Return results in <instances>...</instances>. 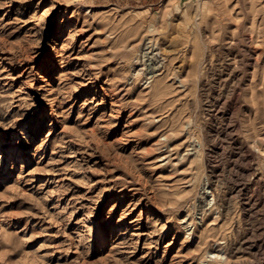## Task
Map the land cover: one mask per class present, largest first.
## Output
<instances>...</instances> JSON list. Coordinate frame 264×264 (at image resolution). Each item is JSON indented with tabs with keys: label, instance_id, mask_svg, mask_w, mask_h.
<instances>
[{
	"label": "rangeland",
	"instance_id": "1",
	"mask_svg": "<svg viewBox=\"0 0 264 264\" xmlns=\"http://www.w3.org/2000/svg\"><path fill=\"white\" fill-rule=\"evenodd\" d=\"M0 264H264V0H0Z\"/></svg>",
	"mask_w": 264,
	"mask_h": 264
},
{
	"label": "bare ground",
	"instance_id": "2",
	"mask_svg": "<svg viewBox=\"0 0 264 264\" xmlns=\"http://www.w3.org/2000/svg\"><path fill=\"white\" fill-rule=\"evenodd\" d=\"M44 8L45 7L43 6V9H42V12H41V15H40L39 22H42L43 19H44V17H45L44 12H43ZM50 54H52V51L49 52V55ZM141 57H142V60L145 59L147 62L145 64V63H143V61L141 62L139 60L141 67H140V69H138L136 71V73L137 74L140 73L143 76H148V77H146V79H152L153 77L156 76L155 75L156 72L159 71V69L162 66L163 61H164V59L161 57V52L158 49L156 43L155 42H152L151 40H149L144 45V47L142 48ZM144 66H147V67L145 68ZM142 70H144V71H142ZM204 189H206V188H204ZM203 193H205V192H203ZM187 226H188V224H187ZM187 229H188V227H187ZM211 255L214 258V260H222V258L224 256L221 248H218L217 250H215L213 252V254H211Z\"/></svg>",
	"mask_w": 264,
	"mask_h": 264
}]
</instances>
